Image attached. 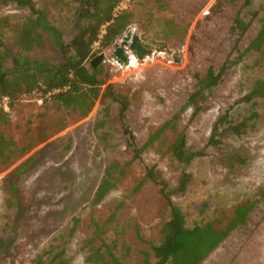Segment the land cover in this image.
Wrapping results in <instances>:
<instances>
[{"label":"rangeland","instance_id":"374dc122","mask_svg":"<svg viewBox=\"0 0 264 264\" xmlns=\"http://www.w3.org/2000/svg\"><path fill=\"white\" fill-rule=\"evenodd\" d=\"M77 5L78 0H32L33 12L0 2V60L9 77L17 66L31 73L64 63L70 54L61 55L47 31L37 29L41 41L28 50L17 45L18 36L43 14L44 24L69 43L77 31ZM126 11L125 32L100 52L104 60L95 67L104 84L85 114L89 95L82 105L53 99L67 87L44 92L40 82L21 96H4L0 133L8 143L0 149V264L153 263L152 247L163 237L170 208L162 185L144 179L146 168L168 185L163 192L187 228L222 230L238 207H248L246 223L199 264H250L252 256L264 264L253 252L264 250V96L246 98L256 82H264V45L250 47L264 19V0H130ZM237 17L247 24L242 33L235 28ZM128 33L150 41L144 60L130 68L110 61L113 45ZM208 68L220 72V80L203 92L204 100L197 98L202 109L194 114L188 101L195 76ZM114 94L126 106L123 121ZM225 114L245 126L236 135L227 124L218 125L214 145L212 128ZM180 133L187 149L198 153L186 164L167 148ZM184 174L185 190L175 191ZM104 179L110 189L94 202ZM257 236L261 243L254 244Z\"/></svg>","mask_w":264,"mask_h":264},{"label":"trees","instance_id":"16d2710c","mask_svg":"<svg viewBox=\"0 0 264 264\" xmlns=\"http://www.w3.org/2000/svg\"><path fill=\"white\" fill-rule=\"evenodd\" d=\"M247 2L249 0H246ZM2 4L15 3L19 7H28L32 9V0H0ZM119 0H78L76 17L78 20L76 35L73 39L63 44L60 32L44 24L43 14L37 16L35 20H30L28 25H23L17 45L28 50L34 45H39L41 34L37 29L47 31L57 41L58 50L61 55L70 54L68 58L57 66L46 68L43 71H33L23 69V67H15L13 77H9L4 69L3 62L0 60V100L4 96H21L24 93L30 92L33 88L38 87L41 82L44 87V92L52 91L53 89H62L67 87L64 92H58L53 95V99L59 100L62 103L74 101L79 105L85 101L84 96H90L91 102L86 106V109L81 111L85 114L91 107L93 100L99 93V88L104 84V80L98 79V74L101 68L85 66V63L92 59L96 54L109 48L126 30L128 27L129 13L122 11L119 15L113 16V11ZM34 12V11H33ZM105 25V33L101 35V27ZM247 24L242 19H235V28L241 33L246 29ZM98 43V47L94 50V44ZM264 45V19L262 20L261 29L257 37L253 40L250 47L259 48ZM18 65L17 62H15ZM221 73H215L212 68H208L203 77L196 78V90L189 97L188 103L194 106V114L200 111L201 106L197 105V98L204 100L203 92L211 90L220 80ZM23 84V86H21ZM85 87V91L82 88ZM111 89V85H106L102 96H107ZM90 94H89V93ZM73 93H78L83 96L81 100L72 97ZM252 96H264V82L258 81L254 84L250 94L246 97L249 99ZM73 98V99H71ZM77 98V97H76ZM113 100L119 103V117L123 121L125 104L121 101L122 97L118 94L112 96ZM79 102V103H78ZM4 110L0 108V121H4ZM227 124V129L232 133L239 135L242 133L245 126L244 122L234 124L227 119L226 114L220 116L212 128V136L210 142L214 145L218 144V139H214L217 134L218 125ZM129 132H127L128 134ZM129 140H133L132 135H129ZM5 141L0 133V149L6 147ZM130 143V142H129ZM132 144V143H130ZM170 154L180 164L188 163L198 153L191 152L187 149L185 137L182 133L167 147ZM135 156H139L140 149L133 146ZM145 180L153 181L161 184V192L168 202L170 208V218L164 223L161 233L163 237L158 245L152 247L153 263L145 262V264H199L209 255L238 225L246 223L249 213L247 206H240L236 209L234 216L228 221L224 229H215L211 225L195 226L192 229L185 226L183 215L180 209L175 206L168 193L163 192L168 185L158 176L152 168H146ZM189 176L184 174L176 189L183 191L186 188ZM104 179L97 187L94 202L100 201L110 189V183ZM98 229H96L97 231ZM96 234H94V237ZM98 251L96 252V254Z\"/></svg>","mask_w":264,"mask_h":264},{"label":"water","instance_id":"95a60500","mask_svg":"<svg viewBox=\"0 0 264 264\" xmlns=\"http://www.w3.org/2000/svg\"><path fill=\"white\" fill-rule=\"evenodd\" d=\"M149 43L150 41H147V43H142L140 42L138 36H132L130 33H128L123 37L120 44L115 43L113 45L110 61L115 62L118 65L125 66L130 62V56L128 53L135 55L138 60H144V57L148 53L146 46H148ZM104 56V53H100L94 57V59L91 61V67H95L97 63L102 62L104 60Z\"/></svg>","mask_w":264,"mask_h":264},{"label":"built area","instance_id":"2783aa9c","mask_svg":"<svg viewBox=\"0 0 264 264\" xmlns=\"http://www.w3.org/2000/svg\"><path fill=\"white\" fill-rule=\"evenodd\" d=\"M130 0H119V2L117 3V5L114 8L113 11V16H117L119 15L122 11L127 10V6L129 4ZM101 35H103L105 33V25H103L101 27ZM98 47V43L94 44V48L96 49ZM7 106H8V97H2L1 98V107L3 110H7Z\"/></svg>","mask_w":264,"mask_h":264},{"label":"crops","instance_id":"0c3cea01","mask_svg":"<svg viewBox=\"0 0 264 264\" xmlns=\"http://www.w3.org/2000/svg\"><path fill=\"white\" fill-rule=\"evenodd\" d=\"M224 241L225 240H223L222 243ZM251 242H253L254 244L255 243H261V237L260 236L254 237V238L251 239ZM222 243H220L215 249L212 250V252H211L212 257H214L215 254L220 251V249H221L220 246H221ZM253 252H255V254L258 256V258H257L258 260L263 259V261H264V250L258 249V251H253ZM253 252H251V253H253ZM250 257H251V255H250ZM250 264H257V260L254 259L253 256H252V260H250ZM258 264H261V263H258Z\"/></svg>","mask_w":264,"mask_h":264},{"label":"bare ground","instance_id":"6f19581e","mask_svg":"<svg viewBox=\"0 0 264 264\" xmlns=\"http://www.w3.org/2000/svg\"><path fill=\"white\" fill-rule=\"evenodd\" d=\"M129 57V64L125 65L126 68L135 67L138 64V59L136 56L132 55L131 53H128ZM142 61V60H139ZM165 85V84H164ZM35 231V230H34ZM32 233V232H31ZM19 259V258H18ZM19 262V261H18ZM21 262V261H20Z\"/></svg>","mask_w":264,"mask_h":264},{"label":"clouds","instance_id":"9594fccd","mask_svg":"<svg viewBox=\"0 0 264 264\" xmlns=\"http://www.w3.org/2000/svg\"><path fill=\"white\" fill-rule=\"evenodd\" d=\"M134 30V29H133Z\"/></svg>","mask_w":264,"mask_h":264}]
</instances>
